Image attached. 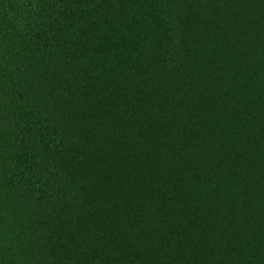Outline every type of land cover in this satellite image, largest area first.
<instances>
[{"label":"trees","instance_id":"obj_1","mask_svg":"<svg viewBox=\"0 0 264 264\" xmlns=\"http://www.w3.org/2000/svg\"><path fill=\"white\" fill-rule=\"evenodd\" d=\"M0 264H264V0H0Z\"/></svg>","mask_w":264,"mask_h":264}]
</instances>
